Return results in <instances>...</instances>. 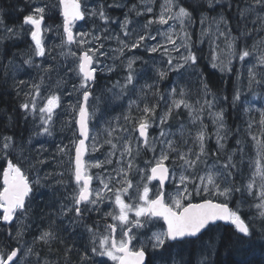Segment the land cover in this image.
<instances>
[{"label":"snow or ice","instance_id":"1","mask_svg":"<svg viewBox=\"0 0 264 264\" xmlns=\"http://www.w3.org/2000/svg\"><path fill=\"white\" fill-rule=\"evenodd\" d=\"M16 11L0 5V97L22 129L3 113L0 264H225L257 245L228 264H264V0Z\"/></svg>","mask_w":264,"mask_h":264},{"label":"trees","instance_id":"2","mask_svg":"<svg viewBox=\"0 0 264 264\" xmlns=\"http://www.w3.org/2000/svg\"><path fill=\"white\" fill-rule=\"evenodd\" d=\"M0 5H3L4 8L6 9V19L8 20L9 24H12L17 17L22 19L23 13H18L16 11V8L19 7H24L23 0H0ZM215 15V13H213ZM229 18H231V14H229ZM194 35H193V41L197 40V37L199 35V24L194 27ZM251 43V41H249ZM197 47L200 50V55L207 58L209 57V44L207 42V38H205L204 42L202 44H197ZM15 50V49H13ZM206 63V60H202V64ZM215 80V78H214ZM215 90V89H214ZM231 94V92H230ZM17 104V100L13 95H6L3 97H0V116H3V113L6 111L7 114L9 115H14V123H13V129L18 128L19 130L21 129V121L18 118V113L14 114L13 113V107ZM6 121V116H3V118H0V124L5 123ZM18 130V131H19ZM17 132V131H16ZM20 133V132H19ZM19 133L17 135H19ZM71 241H69L70 243ZM219 259L225 264H228L230 260H240V259H247V260H255V261H260L262 259L261 252L259 251V246H255V251L251 255H246V254H236L234 253L231 258H229L225 254V250L221 249L220 250V256Z\"/></svg>","mask_w":264,"mask_h":264},{"label":"rangeland","instance_id":"3","mask_svg":"<svg viewBox=\"0 0 264 264\" xmlns=\"http://www.w3.org/2000/svg\"><path fill=\"white\" fill-rule=\"evenodd\" d=\"M18 22H19V20L18 19H15L13 23H18ZM110 43H111V46L114 47V43L115 42L113 41V42H110ZM116 103H119V102H116ZM119 112H120V109H117L115 112H111L110 114L112 116H116V115L119 114ZM18 130H19L18 128L14 129L15 132L17 131L16 134H18L22 129H20L19 131ZM59 139H60V137H57V142L59 141ZM49 147L54 150V147L53 146L50 145Z\"/></svg>","mask_w":264,"mask_h":264}]
</instances>
